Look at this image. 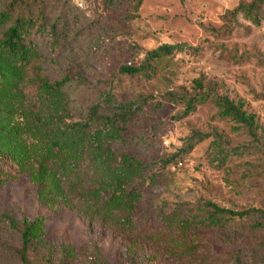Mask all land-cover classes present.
<instances>
[{
  "label": "rangeland",
  "instance_id": "obj_1",
  "mask_svg": "<svg viewBox=\"0 0 264 264\" xmlns=\"http://www.w3.org/2000/svg\"><path fill=\"white\" fill-rule=\"evenodd\" d=\"M11 1L0 0V12ZM239 1L247 0H144L135 12L125 0H70L66 4L19 0L13 15L30 10L43 13L51 22L63 12L67 27L61 29V43L51 49L45 41L24 79L7 92V98H0V155L12 151L22 155L21 170L0 177V212L16 219L43 218L45 237L55 248L67 245L76 253L96 245L105 264H235L236 254L244 264H264V229L185 227L181 217L171 213L178 202L197 200L264 209V153L246 149L247 135L236 130L231 120L220 119L210 101L179 120L173 117L180 106L153 109L150 103L136 116L125 138L111 144L110 170L123 168L126 156L158 176L150 185L145 183L127 209L95 213L100 203L91 208L92 202L83 194L102 184L98 171L84 157L79 160L41 141L63 122L74 120L80 109L110 85L122 99L137 94L158 96L180 88L190 91L199 76L214 82L219 95L241 102L264 129V18L255 25L238 16L233 31L221 38L203 28H222L221 16ZM176 42L200 46L202 51L178 52L164 59L149 79L118 72L122 65H138L145 52L159 44ZM70 62L88 81L87 86L72 85L68 91L77 102L75 108L57 109L36 99L37 92L29 83L41 76L37 68L50 79H58ZM194 132L206 137L164 164L185 148L186 138ZM216 136L232 151L222 165L211 152ZM38 172L46 179L44 188L34 185ZM147 175L146 171L143 176ZM0 235L18 241L16 234L3 229ZM0 264L18 263L0 252Z\"/></svg>",
  "mask_w": 264,
  "mask_h": 264
},
{
  "label": "trees",
  "instance_id": "obj_2",
  "mask_svg": "<svg viewBox=\"0 0 264 264\" xmlns=\"http://www.w3.org/2000/svg\"><path fill=\"white\" fill-rule=\"evenodd\" d=\"M62 1L66 4L70 0ZM107 1L114 3L117 0ZM125 1L135 12L144 2ZM18 2L19 0H12L0 12V98H7L5 96L7 92L24 79L32 61L40 56V48L45 41L50 43L51 49H55L61 43L60 37L63 34L61 29L67 27L65 26L67 17L63 12L58 13L51 22L47 21L43 13L33 14L30 10L13 15L12 9ZM238 16L258 25L264 18V0L239 1L235 7L221 16V20L225 22L222 28L216 29L212 26L203 28L215 38L224 37L236 27ZM201 51L200 46H192L186 42L162 43L146 51L138 65H122L118 72L129 78L143 76L149 79L164 59L178 52L198 54ZM37 69L42 73L41 76L29 83L31 90L37 92L36 99L57 109H70L69 106L75 108V102L70 98L68 91L72 85L80 87L88 85L79 67L72 62L67 63L58 79H50L42 69L39 67ZM208 101L216 106L220 119L231 120L235 123L236 130H241L247 135L249 143L246 149L264 153V129L258 125L254 115L248 114L241 102H236L226 95H219L216 84L208 81L205 76L194 79L190 91L180 88L178 91H166L158 96L137 94L132 98L122 99L110 85L84 110L79 108L74 120L63 122L53 134L42 136L41 141L51 149H65L69 155L79 160L84 157L85 161L92 165L93 170L98 171L102 184L83 194L92 202L91 208L100 203L96 209L94 208L95 213H109L116 208L127 209L131 202L141 195L146 187L145 183L148 182L150 185L158 176L156 172L149 170L147 165L126 156H123L125 163L123 168L110 170L108 163L111 144L125 138L124 133L134 124L136 116L150 103H153V109L166 104L180 106V111L173 117L179 120L193 113L197 105ZM205 137L206 135L198 132L192 133L185 140V148L172 154L164 164L189 152L196 142ZM211 148L214 159L220 165L224 164L232 153L217 136L212 141ZM21 160L22 155L19 152L12 151L5 156L0 155V164H4L0 177L8 172L13 174L20 171ZM146 171L148 175L144 177ZM33 182L42 188L46 185V179L41 172L33 177ZM122 184L127 188H119ZM105 189L111 190L103 191ZM42 196L45 197L43 193ZM171 213L173 216H180V223L185 227L221 231L231 226L243 225L251 231L264 229V209L260 207H227L209 200H197L178 202ZM0 225L1 230L18 236L17 243H14L0 235V252L18 264H105L96 245L76 253L67 245L55 248L45 237L43 218L16 219L5 212H0ZM234 263L244 264L243 258L236 254Z\"/></svg>",
  "mask_w": 264,
  "mask_h": 264
}]
</instances>
